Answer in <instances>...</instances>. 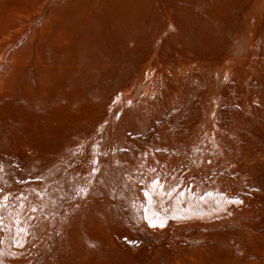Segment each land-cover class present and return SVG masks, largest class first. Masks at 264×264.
Returning <instances> with one entry per match:
<instances>
[{
	"label": "rangeland",
	"instance_id": "rangeland-1",
	"mask_svg": "<svg viewBox=\"0 0 264 264\" xmlns=\"http://www.w3.org/2000/svg\"><path fill=\"white\" fill-rule=\"evenodd\" d=\"M0 264H264V0H0Z\"/></svg>",
	"mask_w": 264,
	"mask_h": 264
},
{
	"label": "snow or ice",
	"instance_id": "snow-or-ice-1",
	"mask_svg": "<svg viewBox=\"0 0 264 264\" xmlns=\"http://www.w3.org/2000/svg\"><path fill=\"white\" fill-rule=\"evenodd\" d=\"M160 226L163 227V224L161 223Z\"/></svg>",
	"mask_w": 264,
	"mask_h": 264
}]
</instances>
